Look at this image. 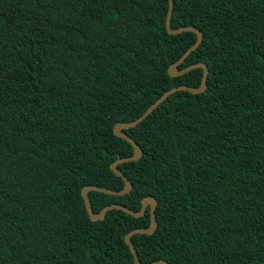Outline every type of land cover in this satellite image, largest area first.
Listing matches in <instances>:
<instances>
[{
	"label": "trees",
	"instance_id": "16d2710c",
	"mask_svg": "<svg viewBox=\"0 0 264 264\" xmlns=\"http://www.w3.org/2000/svg\"><path fill=\"white\" fill-rule=\"evenodd\" d=\"M167 0H0V264H135L125 236L149 226L80 192L120 190L114 133L203 70L168 69L195 34L165 30ZM169 27L200 43L176 91L123 129L139 159L127 194L89 191L92 213L155 200L156 229L130 241L140 264H264V0H172Z\"/></svg>",
	"mask_w": 264,
	"mask_h": 264
},
{
	"label": "water",
	"instance_id": "95a60500",
	"mask_svg": "<svg viewBox=\"0 0 264 264\" xmlns=\"http://www.w3.org/2000/svg\"><path fill=\"white\" fill-rule=\"evenodd\" d=\"M171 8H172V0H167V12H166V17H165V30L168 34L174 35V34H178L184 31H191L195 34V42L192 46H190L181 56V58L179 60H177L169 69H168V75L171 77H177V76H181L187 72H189L192 69H196V68H201L203 70V75H202V80H201V84L198 88H189L186 86H179V87H175L167 92H165L149 109H147L142 116H140L137 120L131 122V123H117L114 125L113 130L114 133L122 138H124L129 144H131V146L133 147V151L130 157L125 158V157H121V158H116L115 160H113L110 164H109V168L112 172H114L115 174L119 175L122 180H123V187L120 190H110V189H106V188H101V187H93V186H87L85 188H83L80 192L81 198L83 199L84 202V207H85V211L88 214L89 218L91 220H99L103 217L104 213L106 210L110 209V208H116V209H120L122 210L125 214H128L130 216H132L133 218H138L140 216H142L144 214V211L146 209V207H148V212H149V226L146 229H136L133 230L131 232H129L126 236H125V243L127 244V246L130 248L131 253L133 254L134 257V262L135 264H140L136 251L130 241V238L132 235L134 234H151L155 231L156 229V224L154 221V215H153V211L155 208V200L153 198H145L144 200H142L141 202V206L139 211L137 212H132L128 209H126L123 205L118 204V203H113V204H109V205H105L104 207H102L100 209V211L98 212V214H94L92 213L90 206H89V202H88V198H87V193L89 191H101L104 193H109V194H115V195H122V194H127L130 189L131 186L129 184V182L125 179L124 175L119 172L116 168V165L120 162H132V161H136L137 159H139L140 155H141V150L140 148L127 136L125 135V133L122 131L123 129H129V128H133L135 127L138 123H140L141 121H143L154 109H156L166 98H168V96H170L171 94L175 93L176 91H188L192 94H200L203 93L206 89V79H207V75H208V68L205 65L202 64H196L190 67H187L183 70H178V66L188 57L187 55L194 50L195 48H197V46L200 43V34L197 30L190 28V27H183V28H178V29H171L169 27V16L171 13ZM152 264H167L164 261H158Z\"/></svg>",
	"mask_w": 264,
	"mask_h": 264
}]
</instances>
